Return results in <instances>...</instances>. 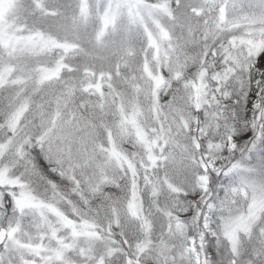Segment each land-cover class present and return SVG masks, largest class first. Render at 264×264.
Masks as SVG:
<instances>
[{
    "label": "snow or ice",
    "instance_id": "snow-or-ice-1",
    "mask_svg": "<svg viewBox=\"0 0 264 264\" xmlns=\"http://www.w3.org/2000/svg\"><path fill=\"white\" fill-rule=\"evenodd\" d=\"M0 264H264V0H0Z\"/></svg>",
    "mask_w": 264,
    "mask_h": 264
}]
</instances>
